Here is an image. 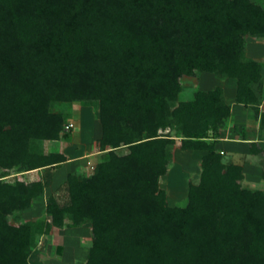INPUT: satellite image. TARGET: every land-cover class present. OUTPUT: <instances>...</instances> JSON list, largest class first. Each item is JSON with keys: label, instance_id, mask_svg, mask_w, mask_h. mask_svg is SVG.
I'll return each instance as SVG.
<instances>
[{"label": "trees", "instance_id": "16d2710c", "mask_svg": "<svg viewBox=\"0 0 264 264\" xmlns=\"http://www.w3.org/2000/svg\"><path fill=\"white\" fill-rule=\"evenodd\" d=\"M248 36L264 37L261 0H0V264H31L39 235L85 224L84 264H264V189L215 147L231 104L221 85L180 96L187 76L235 77L264 134V60ZM58 101L96 107L99 160L25 219L67 160L41 146L65 135ZM176 144L206 151L184 204L159 185Z\"/></svg>", "mask_w": 264, "mask_h": 264}, {"label": "rangeland", "instance_id": "374dc122", "mask_svg": "<svg viewBox=\"0 0 264 264\" xmlns=\"http://www.w3.org/2000/svg\"><path fill=\"white\" fill-rule=\"evenodd\" d=\"M261 1L264 2V0ZM246 47L248 55L261 61L264 60L263 36H248ZM262 74H264L263 68ZM213 77V80L217 84L223 82L219 77L215 75H213ZM196 84L197 81L195 77H185L184 87L181 90L180 96L183 98L187 97ZM54 108L63 111L64 125L62 131L65 135L62 136V139H59V141H55V139L43 140L41 146L46 152H50V150L56 149L57 146L55 145H60V141L64 140L66 142L63 143L62 150H60L64 152L66 156H77V154L80 153V149L78 148L80 142H82V144L85 142L86 144H83L85 148L83 151H85L86 155L83 157L84 160L78 168L86 174H90L99 160L100 155V153H96V151L98 149L97 140L102 131L100 123L94 113L96 107L94 105H83L79 102L73 103V101H58L54 103ZM67 124L69 125L68 127L66 126ZM230 134H228V136H233V132H230ZM177 144L173 151L175 157L174 162L159 179V185L166 190V200L169 204H184L188 194V182H197L200 175L201 157L196 153L187 150L183 151ZM193 151L200 152L199 150ZM241 156L240 159H236L240 162L242 160L247 161V163L249 162L243 171L244 177L241 183L249 188L264 189V178L262 175V171L264 170V151L260 154L250 155L249 158L245 155ZM246 157L247 159H245ZM231 159V157L225 158L226 162H230ZM71 164L72 163L66 164L65 167L62 168V172L66 167L71 166ZM11 175L12 174L8 177L9 179L13 178ZM22 177L25 179L35 178L36 174L35 171H31L23 174ZM56 178V180L59 178L56 188L55 185L52 186L55 189L51 187L48 193L46 192V194H43V202L38 201L33 205L32 209L28 208L25 210L23 218L33 219L44 215V205L46 202L44 198L46 199V196L54 194L59 201L62 202L65 200L68 191L65 187L64 178ZM38 240H41L40 242L38 241L39 248L34 250L31 254L32 264H35V260L40 258V256L43 257V261L40 264H84L87 250L92 243L90 225L85 224L77 228L53 227L48 234H43L41 239L38 237Z\"/></svg>", "mask_w": 264, "mask_h": 264}, {"label": "crops", "instance_id": "0c3cea01", "mask_svg": "<svg viewBox=\"0 0 264 264\" xmlns=\"http://www.w3.org/2000/svg\"><path fill=\"white\" fill-rule=\"evenodd\" d=\"M264 69V68H263ZM213 74V73H212ZM200 78L197 81V86L201 89H212L215 85H221L223 88V93L225 96V100L226 102L231 104V108H232V112H231V121L228 124V126L226 128H224L222 130L221 133V137L219 139H217V141L215 142V147L222 150L223 152V156H224V161L226 157H231V161L237 162L238 164H243V171L246 167V165L249 163H247V161L242 160L241 162L238 161V159H240L242 156L241 155H245L249 158L250 155H256V154H260V153H252L250 151V145H249V141H257L259 146L264 147V134L261 133V130L259 128L258 125V120L255 117L254 114V109L250 106H245L243 104H238V102L235 101V90H236V85H237V79L235 77H225V78H221L222 79V83H216L213 79V75H211V73H209L208 71H202L200 72ZM216 76V75H215ZM218 77V76H217ZM218 82V81H217ZM263 103H262V108L264 109V96L262 99ZM234 124H236L237 126H239V128L235 129V127L233 126ZM256 129V130H254ZM256 131V132H255ZM226 132V133H225ZM230 132H233V136H230ZM228 134H230L228 136ZM227 135V136H225ZM244 137V138H242ZM62 139V138H60ZM59 141V139H55V141ZM66 141L62 140L60 141V145L57 144L55 146L56 149H58L59 151H61L62 147H63V143H65ZM85 142H83L84 144ZM82 142H80L79 144V152L77 154V156H73V155H67V160H65L64 162H62L59 166L55 167L53 169V175L51 178V182L49 186H45V190L43 192V194H46V192L48 193L49 189H51L52 186L58 184L59 182V178L58 180H56V177H63L65 179L66 174L69 171L72 170H76L78 169V167L82 164L83 162V157H85L86 153L85 151H83L84 148V144L83 145ZM67 145V144H66ZM61 149V150H60ZM187 151H190L192 153H196L197 155H199V157H201L202 154H204L206 151L203 149H186ZM183 150V151H186ZM192 150V151H191ZM193 150H199L200 152H194ZM98 149L96 151V153H98ZM247 157L245 159H247ZM238 158V159H236ZM72 163L71 166L66 167L63 172H62V168L65 167L66 164ZM31 171H35L36 177L35 178H30L27 180H34L37 179L39 177V171L37 169H32V170H28L25 173L31 172ZM24 173V174H25ZM63 175V176H61ZM53 188V187H52ZM53 188V189H55ZM43 194L37 196L34 199V203L39 202H43ZM48 196H46L47 199ZM44 198V200H46ZM33 205L29 208L32 209ZM38 237H40V239L43 237V234L39 235ZM39 242L41 240H38ZM39 242H38V246H39ZM37 246V248H39ZM37 248H35L34 250H36ZM33 253V252H32ZM31 253V254H32ZM30 262L32 264V258L31 255L29 257ZM43 261V257L40 256V258L35 260V264H40Z\"/></svg>", "mask_w": 264, "mask_h": 264}, {"label": "built area", "instance_id": "2783aa9c", "mask_svg": "<svg viewBox=\"0 0 264 264\" xmlns=\"http://www.w3.org/2000/svg\"><path fill=\"white\" fill-rule=\"evenodd\" d=\"M66 126L68 127L69 125L67 124Z\"/></svg>", "mask_w": 264, "mask_h": 264}]
</instances>
